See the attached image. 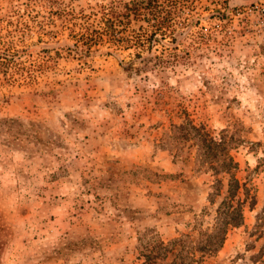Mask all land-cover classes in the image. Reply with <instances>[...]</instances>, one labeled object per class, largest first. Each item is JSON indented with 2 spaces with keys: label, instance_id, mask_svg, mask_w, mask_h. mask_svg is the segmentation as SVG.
I'll return each instance as SVG.
<instances>
[{
  "label": "rangeland",
  "instance_id": "obj_1",
  "mask_svg": "<svg viewBox=\"0 0 264 264\" xmlns=\"http://www.w3.org/2000/svg\"><path fill=\"white\" fill-rule=\"evenodd\" d=\"M130 1L0 0V264H264V0H176L173 41Z\"/></svg>",
  "mask_w": 264,
  "mask_h": 264
},
{
  "label": "trees",
  "instance_id": "obj_2",
  "mask_svg": "<svg viewBox=\"0 0 264 264\" xmlns=\"http://www.w3.org/2000/svg\"><path fill=\"white\" fill-rule=\"evenodd\" d=\"M179 8V2L176 0H131L130 2H119L117 4H111L108 14L104 18V23L113 28V22L123 23L125 20L131 22V20L145 22L148 26H157L161 30V33H170L168 36L171 37L172 41L174 34L176 33V28L171 24L172 20H175L177 15V10ZM153 21V22H152ZM153 23V24H152ZM148 26L144 27L143 24L140 25L142 31L145 30V39L148 45L153 41L154 36L153 31L149 30ZM168 27V28H167ZM164 29H169V32H165ZM143 47L146 45H142ZM190 128L193 129L197 135H199L203 141L207 142L208 148L214 150L215 142L210 138L208 140V134L205 130L190 124ZM226 169H230L232 166L237 165L231 156L227 155L224 157ZM236 167V166H235ZM233 183L229 184L228 194L217 213L219 214L218 220L215 223L213 232L209 233L207 231H202V238L200 240L201 247L198 249L203 252H213L217 250L218 247L222 246L225 239L227 230L231 227H237L243 222V202L237 198L234 205L235 197L237 196L239 181L237 178H233ZM247 196H245L246 198ZM178 242L176 239L172 241V244ZM163 247V248H162ZM164 250L166 253H170L173 256L174 264H190L194 262V256L190 259V262L186 263L184 258L194 255L192 252L189 254L182 255V253L177 252L176 246L167 248L162 242H160V247L149 251L146 255V259L150 263H154L156 259L159 258V252ZM169 249V250H168Z\"/></svg>",
  "mask_w": 264,
  "mask_h": 264
}]
</instances>
